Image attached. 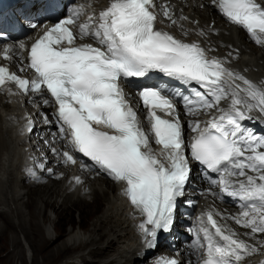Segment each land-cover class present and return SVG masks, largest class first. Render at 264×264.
Segmentation results:
<instances>
[{
  "label": "snow or ice",
  "instance_id": "6c2138e0",
  "mask_svg": "<svg viewBox=\"0 0 264 264\" xmlns=\"http://www.w3.org/2000/svg\"><path fill=\"white\" fill-rule=\"evenodd\" d=\"M213 2L230 23L264 45V4L258 0ZM153 7V0H111L98 16L90 15L82 23V8H73L71 15L46 26L31 44L27 59L34 78H21L0 66V90L11 92L7 86L14 85L24 94L48 95L43 103L55 107L60 133L72 150L123 185L124 195L143 217L138 229L147 248L155 246L160 231L171 229L177 198L183 195L191 169L173 99L161 88L139 92L150 125L145 132L120 86L121 79L157 71L185 84L195 82L204 91L193 89L195 100L183 97L189 115L230 99L228 109H219L220 115L203 129L199 121L191 123L196 135L187 147L193 160L219 174L222 191L242 202V211L233 218L236 224L250 229L252 238L264 234V136L242 124L253 110L264 113V88L229 71L222 61L209 59L199 44L158 30ZM164 16L171 20L167 7ZM72 26L78 28L79 39L90 37L100 46L77 44ZM19 49L25 50V44L20 43ZM11 52L10 46L5 47L3 58L11 59ZM152 139L160 146V156L151 146ZM63 156L65 162L76 163L70 152ZM232 177L243 179L233 181ZM76 181L81 183L79 177ZM206 220L199 229L203 237L197 233L192 245L203 252L201 264H241L257 252L234 231L219 225L213 212L206 213Z\"/></svg>",
  "mask_w": 264,
  "mask_h": 264
},
{
  "label": "bare ground",
  "instance_id": "6f19581e",
  "mask_svg": "<svg viewBox=\"0 0 264 264\" xmlns=\"http://www.w3.org/2000/svg\"><path fill=\"white\" fill-rule=\"evenodd\" d=\"M81 1L94 16H98L111 2V0ZM168 1L175 19L172 30L176 34L188 36L184 37L186 41H191L196 36L210 50L211 59L222 61L229 71L242 75L258 87L264 88V45L255 44L243 31L227 24L216 13L213 0ZM36 11L37 9H34L24 13L30 17L36 16ZM32 21L33 19L30 20ZM41 33L42 30L39 27L19 38L18 43H24L26 49H19V44L13 45L11 59H2L0 50V65L26 75L25 57L30 45ZM235 83L244 87L242 81L237 80ZM193 89L204 91L193 82L187 87L185 93L193 95ZM126 93L131 94L129 99L136 107L137 97L130 91ZM46 98L48 97L45 94L20 95L12 89L11 92L0 94V264H47L60 254L72 256L73 251L74 254H78L72 258H64L61 263L67 261L65 264H146L145 261L152 259L153 251L152 248L145 246L137 221L129 217L128 204L122 186L88 173L83 167L75 168L74 164L65 162L63 149L60 148L62 143L52 134L53 106L43 103ZM227 105H230V99L222 100L217 108L198 111L194 115L197 117H187L185 121H193L192 123L199 121L201 126H206L202 114L211 115L214 111L220 113L219 109L227 110ZM249 116L264 120V113L258 110H253ZM142 117L141 126L145 132H149L144 119L145 114ZM46 118L47 123H44ZM248 120L242 121L243 126ZM27 122L39 127L36 133L33 131L29 134ZM250 127L256 130L258 135H264V122L251 121ZM46 136L52 137L51 140L56 141L55 146L60 150L57 156L50 155L49 170L47 173L44 172L45 181L41 185L28 187L21 172L22 165L33 160L32 149H36L34 155L46 152L49 156L50 149L44 142ZM29 140H34L35 143L30 144ZM39 146H41L40 149H38ZM151 146L155 154L160 156L161 154L155 149L153 139ZM77 177L81 183H77ZM206 189L207 187L201 190L189 185L184 188L183 195L178 197L181 205L176 212L175 224L178 225L182 219L189 222L188 228H178V226L174 228L173 237L179 239V247L184 236L190 234L188 229L194 225L198 215L201 212L211 211L219 225L231 229L240 239L258 249L252 255L246 256L241 264H264V234H257L255 238L248 235L250 229L242 228L233 219L239 216L242 210L215 202L212 194ZM40 191L36 202L38 216L30 221L29 228L34 232L30 234L24 227V217L33 208L32 201ZM97 201L104 204V208L99 213L98 206L94 207ZM67 203L70 204V210L64 207ZM191 204L195 205L188 209L190 213L184 216V212L180 210L187 209ZM71 208L77 209L78 226L72 224L73 229L67 230L65 238L61 242H55L53 247L40 257L43 248L61 235L60 227L67 222H72ZM49 212L56 217H50ZM96 212L98 215L92 220L89 228H86L81 218L94 215ZM2 228L9 234H13V238H4ZM180 231L184 233L178 236ZM17 237H22L26 241L31 251L29 257L26 256L22 242ZM159 239L158 233L157 243ZM163 244L160 245L163 246ZM10 246L13 247L12 251H9ZM91 247L92 249L88 250ZM178 249H182L184 264H193L196 257L191 250L186 246ZM84 250L87 251L80 253ZM159 252L164 253L162 256L174 254L167 248H162ZM150 254H152L151 257Z\"/></svg>",
  "mask_w": 264,
  "mask_h": 264
},
{
  "label": "rangeland",
  "instance_id": "374dc122",
  "mask_svg": "<svg viewBox=\"0 0 264 264\" xmlns=\"http://www.w3.org/2000/svg\"><path fill=\"white\" fill-rule=\"evenodd\" d=\"M53 179H54V177H52ZM41 193V191L39 192V193H37L36 195H35V197H34V199H33V203H32V205H33V208L25 215L27 218H28V220H27V218L26 217H24L25 219V221H24V227L25 228H27L28 229V232H30V234H33L34 232H32L31 231V229L29 228L30 227V221L32 220H35V218H37V216H38V210L36 209V202H37V196L39 197V194ZM91 206H92V204H90ZM70 204L68 205V203H67V205H65L64 204V207H66V209H69L70 210ZM95 206H98V213L101 211V209H103L104 208V204H102L101 202H99V201H97L96 203H95V205H94V207ZM69 207V208H68ZM72 209V208H71ZM77 213V209H72V214H73V217H72V222H67L66 224H64V225H62L60 228V236H58V238L57 239H55L54 241H52V242H50L49 244H47L44 248H43V251H42V254H40V257H42L45 253H46V251L47 250H49L50 248H52L53 247V245H54V243L55 242H61L64 238H65V234H66V232H67V230L69 229H73V227H71V225L73 224L74 226H78V214H76ZM98 213L96 212L94 215H91V216H86V218L84 217V218H81V220H82V222L85 224V226H86V228H89V226H90V223L92 222V220H94L95 218H96V216L98 215ZM49 216L50 217H52V218H54V217H56V215L55 214H53V213H50L49 212ZM89 217V218H88ZM94 217V218H93ZM27 220V221H26ZM25 223L27 224V225H25ZM2 227V226H1ZM2 234H4L3 236H4V238H9V239H12L13 237H12V235L11 234H9L8 232H6V231H4V229L2 228ZM63 233V234H62ZM18 238V240L19 241H21L22 242V248L24 249V252H25V254H26V256H30L31 255V251H30V249H29V246L27 245V243H26V241L24 240V239H22V237L20 238V237H17ZM21 239V240H20ZM104 240H105V238H104ZM13 247L12 246H10L9 247V251L11 250H13L12 249ZM92 249V247L91 248H89L88 250H91ZM87 250H84V251H80V253L81 252H86ZM158 252H159V250H158ZM72 254V256H70V255H65V254H60L58 257H55L54 259H51L50 261H49V263H47V264H65L66 262H63V263H61L63 260H64V258H72V257H74L75 255H77V254H74V251L73 252H71ZM65 255V256H64ZM70 256V257H69ZM63 257V258H62ZM69 261H71V259L69 260ZM26 264H30V263H26Z\"/></svg>",
  "mask_w": 264,
  "mask_h": 264
}]
</instances>
